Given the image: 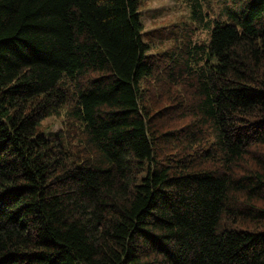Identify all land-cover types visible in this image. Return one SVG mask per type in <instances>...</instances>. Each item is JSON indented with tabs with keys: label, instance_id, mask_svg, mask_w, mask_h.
Masks as SVG:
<instances>
[{
	"label": "trees",
	"instance_id": "trees-1",
	"mask_svg": "<svg viewBox=\"0 0 264 264\" xmlns=\"http://www.w3.org/2000/svg\"><path fill=\"white\" fill-rule=\"evenodd\" d=\"M149 1L0 0V264H264V0Z\"/></svg>",
	"mask_w": 264,
	"mask_h": 264
},
{
	"label": "rangeland",
	"instance_id": "rangeland-1",
	"mask_svg": "<svg viewBox=\"0 0 264 264\" xmlns=\"http://www.w3.org/2000/svg\"><path fill=\"white\" fill-rule=\"evenodd\" d=\"M203 10L212 18L223 11L219 0H199ZM145 31L153 33L155 44L166 48L173 42V30L183 21H192V0H150L143 8ZM208 31L203 28L195 37L197 40H207ZM68 108H63L60 114L50 116L44 120L45 129L57 131L71 124L68 118ZM70 145V143H69Z\"/></svg>",
	"mask_w": 264,
	"mask_h": 264
}]
</instances>
